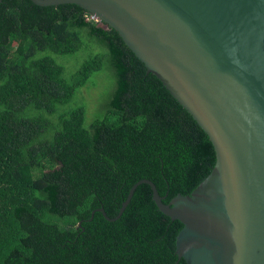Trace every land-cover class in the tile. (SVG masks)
Listing matches in <instances>:
<instances>
[{"label":"trees","instance_id":"1","mask_svg":"<svg viewBox=\"0 0 264 264\" xmlns=\"http://www.w3.org/2000/svg\"><path fill=\"white\" fill-rule=\"evenodd\" d=\"M74 4H0V264H187L183 225L158 209L212 171L204 130L114 28ZM85 52L66 75L53 55ZM114 83L100 117L78 104L91 77ZM85 98L84 94L82 95ZM82 102V101H81Z\"/></svg>","mask_w":264,"mask_h":264},{"label":"water","instance_id":"2","mask_svg":"<svg viewBox=\"0 0 264 264\" xmlns=\"http://www.w3.org/2000/svg\"><path fill=\"white\" fill-rule=\"evenodd\" d=\"M74 4L114 28L208 135L216 163L189 194L163 202L183 225L187 264H264V0H30ZM2 0H0V4Z\"/></svg>","mask_w":264,"mask_h":264},{"label":"rangeland","instance_id":"3","mask_svg":"<svg viewBox=\"0 0 264 264\" xmlns=\"http://www.w3.org/2000/svg\"><path fill=\"white\" fill-rule=\"evenodd\" d=\"M55 61L62 65L66 75L75 73L78 67L85 61L87 54L79 52L73 55H53ZM114 83V76L109 71L94 74L88 84L81 90L78 104L83 103L87 107V121L91 122L102 114V106L106 95L110 92ZM82 101V102H81Z\"/></svg>","mask_w":264,"mask_h":264},{"label":"built area","instance_id":"4","mask_svg":"<svg viewBox=\"0 0 264 264\" xmlns=\"http://www.w3.org/2000/svg\"><path fill=\"white\" fill-rule=\"evenodd\" d=\"M86 21H90V20H93V21H95V22H97V23H100L96 18H94V16H92V15H87L86 16Z\"/></svg>","mask_w":264,"mask_h":264},{"label":"clouds","instance_id":"5","mask_svg":"<svg viewBox=\"0 0 264 264\" xmlns=\"http://www.w3.org/2000/svg\"><path fill=\"white\" fill-rule=\"evenodd\" d=\"M101 24V23H100Z\"/></svg>","mask_w":264,"mask_h":264}]
</instances>
